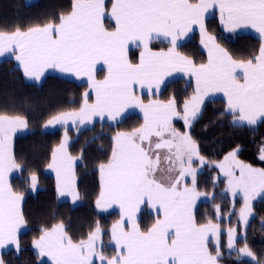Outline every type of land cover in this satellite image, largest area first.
Instances as JSON below:
<instances>
[{
  "label": "snow or ice",
  "instance_id": "6c2138e0",
  "mask_svg": "<svg viewBox=\"0 0 264 264\" xmlns=\"http://www.w3.org/2000/svg\"><path fill=\"white\" fill-rule=\"evenodd\" d=\"M216 13L228 32L254 29L262 41L258 54L237 60L221 47L205 25L206 18ZM193 26H198L200 44L208 51L207 63L196 64L179 51ZM156 40L166 41L168 48L153 51L151 44ZM130 46L140 49L135 59L129 55ZM5 53L14 57L29 79L39 81L48 69L87 77L94 101L89 102L92 92H84L78 110L51 116L45 127L69 121L84 125L93 117L103 120L105 116L119 122L133 108L143 113L139 127L115 134L110 156L98 164L101 190L95 205H118L120 209V219L111 227L113 244L109 246L115 254H104L99 223L77 242L60 222L42 229L33 241L39 256L50 258L52 264H220L224 258L221 225L212 219L198 223L194 215L197 200L208 199L198 190L199 169L194 164L198 162L202 168L208 161L191 129L205 98L214 93L223 94L226 107L221 114L230 115L234 127L264 123V0H111L110 9L106 0H73L69 12L43 24L0 31V56ZM97 65L106 70L103 79L96 78ZM173 73L195 78L194 93L182 103L175 96L145 103L137 94V89L158 93ZM174 118L183 121V132L173 126ZM27 128L25 117L0 113V249L14 245L17 253L22 250L18 233L26 223L21 210L24 197L13 190L8 177L21 169L12 151V138ZM68 145L65 128L48 167L56 172L59 195H69L76 203L80 194L75 158ZM240 151L238 145L222 161L214 162L226 180L223 194L240 195L243 200L238 221L245 232L238 236L236 227L226 229L228 258L235 253L237 264L244 257L264 264L248 247L245 234L253 215L252 202L264 199V168L238 159ZM258 159L264 161V145ZM37 181L32 173L29 184L33 191ZM141 205L155 212L146 228L138 222ZM214 211L215 218L222 219L220 205ZM238 240H244L243 247L237 248ZM212 241L214 248L209 246ZM0 264H5L3 259Z\"/></svg>",
  "mask_w": 264,
  "mask_h": 264
},
{
  "label": "trees",
  "instance_id": "16d2710c",
  "mask_svg": "<svg viewBox=\"0 0 264 264\" xmlns=\"http://www.w3.org/2000/svg\"><path fill=\"white\" fill-rule=\"evenodd\" d=\"M72 2L73 0H32L27 3L25 0H0V31L11 32L16 27L26 29L35 24H43L61 13L69 12ZM206 27L235 59L247 60L258 54L261 41L253 34L227 36L221 30L216 17L208 19ZM168 46L162 42L153 44L156 49H165ZM179 50L192 58L196 64L205 59L197 35L181 45ZM130 55L131 58H136L134 50ZM102 72L98 71V79L102 77ZM87 89V84L67 80L57 74H48L40 84H37L26 79L23 70L16 65L13 58L0 59V113L19 114L28 121V128L17 132L12 138V151L22 170L16 169L17 173L14 175L10 173L9 176L13 190L22 193L24 197L21 210L26 223L18 238L22 250L19 253L16 249L3 251L1 259L5 264H45L39 262L33 241L39 238L42 229H50L60 222L64 223L66 231L77 242L86 238L87 233L99 223L105 244L102 248L103 252L114 251V248L108 247L107 244L111 240V227L119 214L115 211L99 213L96 210L95 201L100 192L98 164L106 161L110 156L113 147L112 138L117 132L139 127L143 120L138 114H129L115 124L99 120L81 130H76L77 127L65 126L54 130L44 129L51 116L60 112L78 110L83 103V93ZM193 92L192 81L179 78L168 83L165 89L159 95L152 96V99L166 101L175 96L182 103ZM148 98L144 96V99ZM225 107L226 101L223 97L205 100L201 114L191 129L201 154L208 161L197 176L198 190L206 193L208 199L200 197L194 215L198 223H206L208 219H212L214 223L221 225L224 234L221 235L220 244L224 258L220 264H237L236 256L232 254V258L229 259L226 251L227 235L224 226L231 224L225 222L223 217L230 213L231 202L228 195L223 194L225 189L223 180H216L214 187L217 168L209 165L223 160L229 151L239 145L241 151L238 159L255 168H264V163L258 159L259 145L264 139V123H259L256 127H234L233 118L221 114ZM173 125L181 132L185 130L180 119H177ZM65 128L71 139L68 152L71 156L80 158L75 167L77 189L80 194V202L76 206L58 198L55 177L47 171L48 165L52 162V152L63 141ZM197 165L196 162L194 167ZM32 173L37 175V183L40 187L34 194L30 193L29 184ZM212 195H215L214 201L211 200ZM217 204L221 209L220 220L215 218L214 206ZM252 208L253 217L246 228L247 245L257 259L264 260V222H262L264 199H257ZM152 219L150 214L142 215L139 219L141 228L150 226ZM238 242L239 246H244V240ZM209 246L214 248L212 242ZM239 264H255V262L241 259Z\"/></svg>",
  "mask_w": 264,
  "mask_h": 264
},
{
  "label": "crops",
  "instance_id": "0c3cea01",
  "mask_svg": "<svg viewBox=\"0 0 264 264\" xmlns=\"http://www.w3.org/2000/svg\"><path fill=\"white\" fill-rule=\"evenodd\" d=\"M110 7H111V3H110V5L108 6V8L110 9ZM212 17H216V19L218 20V23H219V26H220L221 30H222L223 33H224L225 35H227V36H234V35L242 34V33H251V34H253L254 36H256V37L259 38V34L256 33L254 29H250V28H248V29H237L235 33H232V32H228V31H226V30L223 28V26L220 24L218 13H216V14H214V15H212V16L207 17L206 20H205V25H207V21H208V19H210V18H212ZM109 23H110V21L107 20L106 24H109ZM193 28H194L193 32L189 33V36L186 37V38H184V40L181 42V45L185 44L186 42H188V41L191 40L194 36L197 35V38H198V42H199L200 48L202 49V51H203L204 54H205V59H204V61H202L201 63H207V60H208V51H207V49H205V48L200 44L199 28H198V26H193ZM209 33H210V32H209ZM210 34H211V33H210ZM211 35H212V34H211ZM259 39H260V38H259ZM260 41H261V40H260ZM155 42H162V43L167 44V42L164 41V40H156V41H153L152 44H151V47H152L153 51H160V50H162V49H156V48L153 47V44H154ZM261 42H262V41H261ZM217 43H218V41H217ZM218 44H219V43H218ZM219 45H220V44H219ZM220 46H221V45H220ZM221 47H222V46H221ZM167 48H168V47H167ZM167 48H165V49H163V50H166ZM130 49H131V50H130V52H129V55L131 54V51L134 50V46H130ZM134 51H135V54H136L135 56L137 57L138 54H139V51H138V52H137L136 50H134ZM179 51H180V50H179ZM180 52H181V51H180ZM181 54H183V53L181 52ZM183 55H184V54H183ZM1 57L3 58V57H5V56H1ZM130 57H131V55H130ZM6 58H7V56H6ZM201 63H198V64H201ZM99 71H100V70H99ZM97 72H98V71H97ZM97 72H96V75H97ZM106 74H107V73H106V70L103 71L102 74H101L102 77H101L100 79H103V77H104ZM59 75L62 76L61 74H59ZM69 76H71V78H70L71 80H76L75 75L69 73L67 77H69ZM96 78H97V76H96ZM179 78H181V79H186L187 81H192V84L195 85V78H194V77H192V76H190V75H187V74H184V73H173L172 76L166 78L165 84L161 86V89H160V91H159L158 93H155V89H153V92H154L155 94L148 93L147 89L143 90V92H141V90L137 89V94L142 96V98H143V100H144L145 103H148L149 100H155V99H152V96H154V95H159V94L165 89V87L167 86L168 83H170V82L173 81V80L179 79ZM97 79H98V78H97ZM84 80L86 81V79H84ZM89 88H90V87H89ZM89 92H92V90L90 89ZM213 95H214V96H213ZM144 96H148L149 98L146 100V99H144ZM211 97H223V98H224V96H223L222 93H214V94L211 95ZM211 97H210V98H211ZM94 99H95V94H94V92H92L91 100H89V102H90V103L93 102ZM129 114H138V115L142 118V120H143V113H142L138 108L129 109V110L124 114L123 118L126 117V116L129 115ZM98 118H99V117H98ZM121 119H122V118H118V121H120ZM99 120L101 121L100 118H99ZM99 120H97V121H99ZM176 120H177V119L174 118V120H173V124H174V122H175ZM102 121H108V122L111 123V124H115L114 122H117V121H111V120H109V119L107 118V116H105V118H104ZM173 126H174V125H173ZM75 167H76V166H75ZM9 176H10V173H9ZM53 176H54V175H53ZM54 177H55V176H54ZM8 179H9V177H8ZM55 180H56V177H55ZM186 182L188 183L189 186H191V180H190V178H188ZM9 183H10V182H9ZM56 185H57V181H56ZM100 190H101V187H100ZM57 194H58V197H59V199H60L61 201H68V202H70V200L67 199L66 195H64V196H60L58 192H57ZM199 200H200V198L197 200V202H196V206H197ZM79 202H80V199H79ZM22 204H23V200H22V202H21V207H22ZM70 204H71V202H70ZM78 204H79V203H78ZM78 204H77V205H78ZM71 205H72V204H71ZM195 208H196V207H195ZM96 210H97L99 213H109V212H113V211L118 212L119 217H118V219L114 222V224L120 219V209H119V206H118V205H112L111 207H108V208H97V207H96ZM145 210L148 211V214H150V216L153 218L152 221H154V219H155V212H154L152 209H150L147 205H141V211L137 214V216H138V222H139L140 217L142 216L141 214H142ZM194 211H195V209H194ZM22 231H23V227L20 229V231H19V233H18V238H19V235L21 234ZM111 244H113V242H112ZM33 248H34V245H33ZM113 248H114V247H113ZM9 249H15V246H14V245H8L6 248H4L5 251H6V250H9ZM34 251H35V253L38 255V250L34 248ZM38 257H39V262H40V263L52 264L50 258H48V257H41V256H39V255H38ZM96 264H99V262L97 261Z\"/></svg>",
  "mask_w": 264,
  "mask_h": 264
},
{
  "label": "rangeland",
  "instance_id": "374dc122",
  "mask_svg": "<svg viewBox=\"0 0 264 264\" xmlns=\"http://www.w3.org/2000/svg\"><path fill=\"white\" fill-rule=\"evenodd\" d=\"M27 3H30L32 0H25ZM106 3H107V5H110V3L111 2H109L108 0H106ZM110 21V20H109ZM134 50H136L137 52L138 51H140V49H137V48H135L134 47ZM3 56H5V57H3V58H6V56H7V58H13L14 59V57H11V55L9 54V53H5ZM1 57V56H0ZM3 58H0V59H3ZM15 60V59H14ZM15 63H16V65L18 66V62L15 60ZM19 67V66H18ZM101 67H102V65H97V71H99L100 69H101ZM22 69V68H21ZM23 70V69H22ZM98 73V72H97ZM48 74H57V75H59V74H61L62 76V78H64V79H67V80H71L70 78H71V76H69V77H67L68 76V74L69 73H61L59 70H56V69H48V70H46V72H45V74L41 77V79L39 80V81H37V80H34V79H29V78H27L26 77V79L27 80H29V81H32V82H35V83H37V84H40L43 80H44V78H45V76L46 75H48ZM97 76V75H96ZM75 78H76V80H71V81H74V82H77V83H85V84H87V86H88V89H87V91L86 92H89V90H90V88H89V84H88V80H87V77L86 76H80V77H76L75 76ZM84 79H86V81L84 80ZM193 89H195V85H193ZM194 93V92H193ZM192 93V94H193ZM191 94V95H192ZM211 95L212 94H210L209 96H207L206 98H205V100H208V99H210V97H211ZM214 96V95H213ZM191 97V96H190ZM190 97H188V98H190ZM211 98H213V97H211ZM90 100H91V98H90ZM204 105V104H203ZM203 105L201 106V110H202V108H203ZM97 120H99V118L98 117H93V120H92V122L91 123H86V124H84V125H81V124H79L78 122L74 125L71 121H69L68 122V124L67 125H55V126H48V127H44V129L45 130H54V129H57V128H59V127H63V126H65V127H72V128H76L77 127V129L76 130H81V129H84V128H87V127H90V126H92L94 123H95V121H97ZM183 122V121H182ZM114 123H116V122H114ZM259 124V123H258ZM257 124V125H258ZM256 125V126H257ZM256 126H254V127H256ZM16 135V134H15ZM14 135V136H15ZM13 136V137H14ZM69 137V136H68ZM70 141H71V139H70V137H69V144H70ZM262 145H264V139L261 141V143H260V145H259V149H260V147L262 146ZM68 147H69V145H68ZM259 149H258V155H259ZM72 157H74L75 158V163H74V171H75V166L77 165V163L79 162V160H80V158L79 157H75V156H72ZM260 160V159H259ZM222 161V160H221ZM261 161V160H260ZM219 162V161H218ZM262 163H264V161H261ZM198 163V162H197ZM198 165H199V163H198ZM197 165V167H198V169H199V171H200V169H201V167H199ZM210 165H213L214 166V162L213 163H210ZM47 171H48V173L49 174H52V175H54L55 177H56V172L53 170V169H50L49 167H48V169H47ZM17 173V170H14L13 172H11V174L12 175H14V174H16ZM217 179L216 180H223V182L225 183V189H226V187H227V184H226V180H225V178L223 177V175L220 173V171H219V169L217 168ZM75 175H76V173H75ZM76 184H77V177H76ZM40 189V187H39V185H38V183H37V187H36V190L35 191H33L32 189H31V186H30V193L31 194H34L36 191H38ZM224 189V190H225ZM228 195V197H229V200H230V202H231V206H230V213L228 214V215H225L224 217H223V220L225 221V222H230L229 224H231V225H225L224 227H226L225 228V230L228 228V227H236L237 228V234H238V236L239 235H241V233H244L245 232V230L244 229H241L240 228V226H239V221H238V217H239V209H240V207L242 206V203H243V200H242V197L240 196V195H238L237 197H235V198H233L232 196H231V193H228L227 194ZM66 197H67V199H69L70 200V202H71V204H72V206H76L78 203H79V201H77L76 203H73L72 202V198H71V196H69V195H66ZM59 198V197H58ZM257 199H259V198H257ZM256 199V200H257ZM256 200H254L253 202H252V206H253V204H254V202L256 201ZM233 204L235 205L234 207H233ZM148 214V211H144L141 215H145V214ZM252 217H253V215L249 218V223H250V221H251V219H252ZM145 222H147V221H145ZM248 227V226H247ZM238 229H239V231H238ZM246 234V233H245ZM101 243H102V245H103V248L105 247V244H104V241H103V238H102V236H101ZM111 243H112V241L110 240V243H108L107 244V246L109 247V245H111ZM214 241H212V245L214 246ZM238 243L239 242H237V248H240L241 246H239L238 245ZM106 246V247H107ZM3 251H5L4 249H0V259H1V255H2V252ZM226 251H227V253H228V249L226 248ZM104 254L106 255V256H112V255H114L115 254V250L113 251V250H106V251H104ZM233 255H235V253H233ZM242 259H247V260H250V261H252V262H255V261H253V260H251V258H246V257H244V258H242Z\"/></svg>",
  "mask_w": 264,
  "mask_h": 264
}]
</instances>
